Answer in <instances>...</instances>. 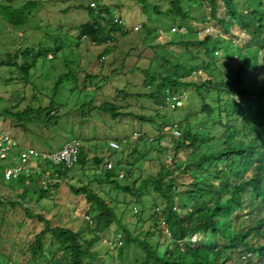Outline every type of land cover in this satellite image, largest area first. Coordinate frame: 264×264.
Segmentation results:
<instances>
[{"label": "rangeland", "instance_id": "1", "mask_svg": "<svg viewBox=\"0 0 264 264\" xmlns=\"http://www.w3.org/2000/svg\"><path fill=\"white\" fill-rule=\"evenodd\" d=\"M28 1L37 2V6L27 14V22L23 26H12L0 14V114L4 117L0 121V128L16 138L20 146L25 145L39 152H53L75 138L80 142L87 163L83 167L75 165L67 176L59 181L56 188L51 187L47 197L39 198L38 194L32 192L27 194L25 205L34 216L33 219L25 216V211L20 205L0 208V264H25L29 255L23 257L21 251H25L28 242L44 228V221H48L50 227L59 226L82 232L84 237H87V234L91 236V230L87 232V225L93 228L92 218L87 213L89 204L83 196L75 195L70 186L80 188L88 185L114 208L116 214L121 217V223L133 235L147 231L151 222L148 219L154 203L152 200L156 198V204L159 205L161 198L155 194L144 193L142 208L135 203L133 196L111 191L108 185L96 181L105 173V164L111 162L115 166L114 173L121 171L123 175L124 171L130 168L131 175L118 179V182L120 185H131L136 180L138 187L141 179L155 175L159 169L167 170L174 165L183 168L184 165L199 161L203 154L218 152L222 149V143L229 131L226 133L217 113L211 117L198 113L201 102L192 88L183 90L186 99L183 106L177 110L158 108L150 100L127 97L124 94H144L152 90L143 85V70L149 69L150 73L157 70L165 76L178 72L175 68L177 64L186 66L194 63L190 52L182 45L167 46L166 43L175 36V33H171L172 27L191 25L196 32L206 27L211 28L208 35H220L225 44H229L228 57H235L239 52L244 53L249 49V35L228 18L224 6H218L216 15L219 20L231 25L228 34L217 22L209 20L210 9L207 2L193 4L191 0H180L181 7L189 15L187 21L171 19L165 15L171 0H14L11 4L0 0V9H7L9 12L19 10ZM91 3L95 4L94 9L98 5L106 7L109 19H120L129 31L128 35L117 36L113 42L99 44L86 38H78L79 27L90 21L87 6H91ZM237 3L245 12L246 5H240V1ZM154 7L158 8L160 14L154 12ZM202 19L210 21V25L200 24ZM140 25L144 27L134 31V28ZM147 30L149 36H146ZM260 34L258 45L256 43L251 48L261 45L260 38L264 37V30ZM106 46L111 47L110 53L99 59ZM217 53L220 58L227 56L222 50ZM262 57L264 52L260 54V62ZM33 60L34 66L28 74L20 70V67ZM206 78L207 74L202 72L200 79ZM247 78L257 82L263 81L261 75L252 70L248 71ZM60 79L61 83L56 89ZM105 102L117 105L118 112L125 115L114 120L110 115L96 110ZM50 103L53 106L52 115L57 117L49 122L33 119L21 128L15 127L17 123L6 117L7 111L19 113L27 108H45ZM156 113L162 117L154 119V124L133 117H155ZM231 122L236 124L234 126L237 129L243 128L237 116H233ZM168 123L180 125L182 139L177 141L184 140L186 126H190L192 132L206 135V138L199 140L194 148L185 147L175 154L176 140L163 134L161 130L162 125ZM134 134L145 135V138L139 141L134 138ZM150 139L153 142H149ZM159 139L161 140L158 141ZM111 141L117 142L120 148L110 149L108 145ZM160 143L162 145H159ZM185 143L189 144V141L186 140ZM133 149L136 150L134 153ZM94 157L99 158L100 165L91 169ZM168 157H171L170 164L167 162ZM210 163L211 160H206L201 161L200 165L207 168ZM192 169L185 175L177 172L174 174L178 192L184 191L191 177L198 173ZM0 183L7 186L5 192L0 191V197L4 201H18L20 196L15 195V191H23L24 186L15 181L0 180ZM247 189L248 187L245 194L253 200L256 192L252 189L247 192ZM7 190L13 191L10 199L6 198ZM257 198L258 204H264L262 195ZM139 215H142L145 224L138 221ZM36 216H41L43 220L40 221ZM228 224L231 231L235 222L232 223L229 219ZM115 230V227L110 228L112 234ZM256 233L255 230L249 234ZM112 234L103 237L101 242L93 247L92 250L99 260L93 263L85 259L82 264H118L117 248ZM158 236L151 240L153 245L163 242V239L159 241ZM251 238L252 235L248 240L251 241ZM104 239L113 241L114 246L110 247L104 243ZM49 245L50 238L46 236L44 251L48 257L51 256L48 253ZM245 257L254 259L250 254ZM40 263L57 264V261L45 263V260H42Z\"/></svg>", "mask_w": 264, "mask_h": 264}, {"label": "trees", "instance_id": "2", "mask_svg": "<svg viewBox=\"0 0 264 264\" xmlns=\"http://www.w3.org/2000/svg\"><path fill=\"white\" fill-rule=\"evenodd\" d=\"M191 1L193 4L207 2L210 9L209 20L217 22L228 34L231 25L219 20L216 15L218 6H224L228 18L249 35V49L244 53L239 52L235 57H228L229 44L226 45L220 35L207 34L199 37L198 32L191 25H178L177 28H186L187 33H175L174 38L166 44L167 46L182 45L190 52L194 63L186 64V66L177 64L175 68L179 71L165 76L157 70L151 73L149 69L143 70V85L152 90L144 94L124 95L145 98L152 101L158 108H162L165 103V90L183 92L192 88L201 102L198 113L206 117L217 113V118L226 128V133L229 131L222 143V149L216 153L203 154L199 161L184 165L183 168L174 165L167 170L159 169L155 175L141 179L138 187H136V180L131 185H120L118 182V179L131 175L130 168L124 171V175L120 173L121 171L114 173L115 166L111 170L106 169L96 181L108 185L111 191L133 196L135 203L142 208L144 193L155 194L162 200L157 205L156 198H153L154 203H152L148 219V221L151 220L150 227L144 233L136 235H133L121 223V217L116 214L114 208L88 185L80 188L70 186V190L75 195L83 196L89 204L87 213L92 218L93 228L87 225V232L91 230V236L87 234V237H84L82 232H74L59 226L50 227L48 221H44V228L33 236L32 241L28 242L25 251H21V256L29 255L25 264H41L42 260H45V263L56 260L57 264H82V260L85 259L94 263L99 259L92 249L101 242L103 237L112 234L110 232L112 227L116 229L112 237L117 248L118 264H264V204L257 203L258 195L264 198V57L260 59L262 62L259 61L261 52H264L261 51L264 50V37L260 38L261 45L251 48L258 42V36L260 37V33L264 30V0ZM237 1L242 2L240 3L242 6L246 5L245 12ZM92 4L93 6H87L90 21L79 27L78 38H86L99 44L113 42L117 36L128 35L129 31L120 19H118L119 23L115 22V18L109 19L106 15V7L98 5L94 9L95 4ZM36 6L37 2L28 1L19 10L9 12L7 9L6 11L0 9V14L12 26H23L27 22V14ZM169 6L165 13L167 17L189 20V15L181 7L180 0H171ZM154 12L157 15L160 14L157 7H154ZM210 21L202 19L200 24L210 25ZM146 36H149L148 30ZM110 49L111 47L106 46L99 59L108 55ZM218 50L225 51L227 56L217 57ZM34 62L33 60L25 64L20 67V70L28 74ZM249 70L257 71L263 81L249 80L247 78ZM199 71L201 74L202 72L207 74L205 80L200 79L201 74H194ZM61 80L57 82L56 89ZM52 109L53 106L50 103L45 108H27L19 113L10 111L5 113L6 117L17 123L15 127L24 128V125L33 119L49 122L57 117L51 114ZM96 110L110 115L114 120L125 115L118 112L117 105L108 102L101 104ZM0 116L3 117L1 114ZM233 116H237L243 126L242 129L238 127L240 131L234 126L236 124L231 122ZM133 117L142 122L154 124V119H160L162 116L156 113L155 117L145 118L143 115H133ZM200 134L192 132L191 127L186 126L184 140H176L175 154L185 147L194 148L199 140L206 138V135ZM207 136L211 138V135ZM144 138L145 135L137 137L139 141ZM186 140L189 144L185 143ZM135 151V149L132 150L133 153ZM206 160H211V163L207 168H203L200 162ZM86 163L85 154L80 149L77 164L83 167ZM92 163L91 169L98 167L99 158L94 157ZM190 169L198 173L191 177L184 191L178 192L174 174L177 172L185 175ZM70 170L61 174L57 169L59 177L54 183L49 184L47 189L24 187L18 201H4L0 197V208L20 205L25 211V216L33 219L34 216L24 204L27 194L32 192L38 194L39 198L47 197L51 187L56 188L59 181L66 177ZM38 180L39 178L32 179L31 182L35 184ZM247 187V192L252 189L257 194L253 200L247 193L245 194ZM36 217L40 221L43 220L41 216ZM137 217L138 221L145 224L142 215ZM229 219L232 223L235 222L231 231L228 229ZM160 221H164L165 226H162ZM255 230L257 233L251 234L252 238L249 241L248 238L251 236L249 233ZM156 235H159V241L163 239V242L153 245L151 240ZM193 235L198 236V241L188 242ZM46 236L50 238L48 251L51 254L50 257L44 251ZM131 252L132 255H130ZM248 254L254 259L245 258Z\"/></svg>", "mask_w": 264, "mask_h": 264}, {"label": "built area", "instance_id": "3", "mask_svg": "<svg viewBox=\"0 0 264 264\" xmlns=\"http://www.w3.org/2000/svg\"><path fill=\"white\" fill-rule=\"evenodd\" d=\"M91 6H93L92 3ZM115 22L119 23L120 20L115 19ZM141 27V25L135 27L134 31H139ZM210 30L211 28L206 27L198 32V35H207ZM171 33L186 34L187 29L183 27H174L171 29ZM194 74H201V72L199 71ZM185 99L186 96H184L182 92L165 90V103L162 108L176 110L183 106ZM51 114H53V112ZM161 130L163 134L169 135L174 140L182 136L177 123L165 124ZM134 136V138H137L140 135L134 134ZM151 141L152 139L149 140V142ZM108 146L112 150H118L120 148L119 144L115 141H111ZM80 149V142L77 139H71L58 150L53 152H39L34 148L20 146L16 138L0 128V180L5 182L15 181L22 187L47 189L48 185L54 183L59 177L56 172L57 169L63 174L77 164ZM167 162L168 164L171 163V157H168ZM105 167L107 170H111L114 164L107 162ZM34 178H39L36 186L31 182ZM5 189H7V186L0 183V191L5 192ZM21 194L22 191H15V195L18 196ZM24 204H26V202ZM160 224L165 226L164 221H160ZM197 241V235H193L188 239V242L195 243ZM104 243L108 244L110 247L114 246V242L110 239H104Z\"/></svg>", "mask_w": 264, "mask_h": 264}, {"label": "water", "instance_id": "4", "mask_svg": "<svg viewBox=\"0 0 264 264\" xmlns=\"http://www.w3.org/2000/svg\"><path fill=\"white\" fill-rule=\"evenodd\" d=\"M13 1H14V0H5V2L8 3V4L13 3ZM0 121H2V117H1V116H0ZM11 194H12L11 190H7L6 198H7V199L12 198ZM0 196H2V193H1V192H0Z\"/></svg>", "mask_w": 264, "mask_h": 264}, {"label": "crops", "instance_id": "5", "mask_svg": "<svg viewBox=\"0 0 264 264\" xmlns=\"http://www.w3.org/2000/svg\"><path fill=\"white\" fill-rule=\"evenodd\" d=\"M22 147H27V146H25V145H21Z\"/></svg>", "mask_w": 264, "mask_h": 264}, {"label": "clouds", "instance_id": "6", "mask_svg": "<svg viewBox=\"0 0 264 264\" xmlns=\"http://www.w3.org/2000/svg\"><path fill=\"white\" fill-rule=\"evenodd\" d=\"M236 99H238V97H236Z\"/></svg>", "mask_w": 264, "mask_h": 264}]
</instances>
